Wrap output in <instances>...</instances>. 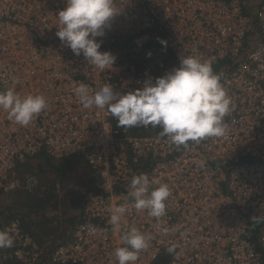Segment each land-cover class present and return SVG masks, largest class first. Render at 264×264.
<instances>
[{
	"label": "built area",
	"instance_id": "1",
	"mask_svg": "<svg viewBox=\"0 0 264 264\" xmlns=\"http://www.w3.org/2000/svg\"><path fill=\"white\" fill-rule=\"evenodd\" d=\"M65 7L66 0H0V92L48 100L28 126L0 109V196L20 185L36 192L35 174L21 184L14 173L39 156L82 155L94 179L81 190L68 236L47 253L19 216L8 219L2 229L14 244L0 249V264H117L114 250L133 227L152 236L136 264H264V0H115L121 12L98 39L116 60L103 71L57 37ZM158 33L174 67L188 55L211 59L212 67L233 61L221 80L232 100L225 136L176 146L167 136L114 125L107 107L85 108L75 96L80 83L93 92L106 84L128 92L153 81L143 52ZM141 173L171 190L159 221L128 196ZM121 205L128 211L113 226L112 209ZM172 244L176 252L160 263Z\"/></svg>",
	"mask_w": 264,
	"mask_h": 264
},
{
	"label": "clouds",
	"instance_id": "2",
	"mask_svg": "<svg viewBox=\"0 0 264 264\" xmlns=\"http://www.w3.org/2000/svg\"><path fill=\"white\" fill-rule=\"evenodd\" d=\"M120 12L115 0H66V7L57 13L60 26L56 35L75 55H83L88 65L100 71L112 68L116 57L100 51L102 40L98 38L105 36L111 20ZM212 63L211 59L196 55L181 56L171 71L126 94L115 92L110 84L93 92L84 83L75 87L74 94L85 108L107 107L121 127L159 126L160 135L167 136L176 146L187 147L189 141L222 137L228 131L224 118L232 111V100L221 83L223 73L215 72ZM47 108L48 100L43 94L22 95L11 88L0 92V109L20 126L30 125ZM197 163L203 168L206 161ZM130 189L128 196L134 200L135 209L147 210L157 221L166 215V201L171 194L168 184L141 173L132 178ZM127 211L123 205L113 208L110 223L118 226ZM90 230L95 231L91 226ZM121 239L123 246L114 250L117 264H136L152 236L133 227ZM13 244L10 231L0 229V249ZM176 247L172 244L166 251L173 254Z\"/></svg>",
	"mask_w": 264,
	"mask_h": 264
},
{
	"label": "rangeland",
	"instance_id": "3",
	"mask_svg": "<svg viewBox=\"0 0 264 264\" xmlns=\"http://www.w3.org/2000/svg\"><path fill=\"white\" fill-rule=\"evenodd\" d=\"M255 3H257V1ZM158 35L162 36L165 40L164 34L158 33ZM145 48L146 49L143 52L145 58L143 60L146 66L145 70L153 78V82L157 77L165 75L174 68L173 65L176 59L167 49L153 47V44L149 42L146 44ZM216 68L217 67H213L217 73H224L228 69L227 66H221L219 71ZM116 92L119 94H125L122 91ZM110 120L112 124H117L113 116L110 118ZM145 127H150V124L145 125ZM150 130L152 133H155L154 129ZM147 133L150 132L147 131ZM43 157L44 158L40 156L35 157L17 165L14 176L22 184V181L27 175L35 174L38 177L39 182L37 189L40 188V184L42 187L49 185L48 188L50 191L47 190L45 195L40 194L31 197V200L29 201L31 203L34 202V204H39L45 200L46 202L43 203L44 206H42V209L29 213L25 212L24 216L27 231L30 232V234L40 246L44 247V252L47 253L51 247L68 236L71 226L77 220L79 215L81 190L88 181L94 179V173L86 161L80 158V161L77 159V161H75L73 164H69V167H72L70 173L68 174L70 180H68V178L62 179L56 167L61 165L65 160H63V158H55L51 156ZM44 182L46 184H44ZM42 183L44 185H42ZM20 186L12 194H1L0 204L2 201H5L4 205L7 203L17 204L20 202V200H10L14 194L19 192H22L23 196L27 200V198L31 195H27L29 193L23 191ZM40 192L41 190L39 189L38 193ZM48 195L51 196V198L46 200V196ZM41 196L43 197L41 198ZM24 207L19 208V210L16 209L17 212L14 214V216L21 217V212Z\"/></svg>",
	"mask_w": 264,
	"mask_h": 264
},
{
	"label": "trees",
	"instance_id": "4",
	"mask_svg": "<svg viewBox=\"0 0 264 264\" xmlns=\"http://www.w3.org/2000/svg\"><path fill=\"white\" fill-rule=\"evenodd\" d=\"M256 1H258V0H249V3L251 5L252 2L255 3ZM161 40H164V38L162 36H160V35H157V36L153 37V40H151L150 43L153 44V45H156L157 47H159L161 49H167L166 48V45H163V44L160 43ZM171 55H172V53H171ZM221 66H227V68H230L231 66H233V61H224V62H221V63L217 64L215 67H217L216 69L219 71L220 70L219 68ZM213 70L215 71V69H213ZM123 92L125 94L127 93L126 91H123ZM114 120L117 122L116 125L119 126L118 120L116 118H114ZM119 127H121V126H119ZM127 128L130 130V132H132L134 134H137V133H143L144 134V133H147V131L150 132V133H152V131L150 129H154L155 130V134H158V135H160V133L162 132V128L161 127H159V126L153 127L151 124H150V127H145V125H138V126L127 127ZM42 158H44V157H42ZM80 158H82V160L85 161V159H84V157L82 155H75V156H72V157H65V158H63V160H65V161L61 165H59L58 167H56V169L59 172V175H61L62 179L63 178H68V180H70L68 174L70 173V170L72 169V167H69V164H73L75 161H77V159L80 161ZM32 169H34V168H32ZM45 182H44V184L47 183V182L46 183ZM44 184L42 183V185H44ZM40 185H39L40 188L37 189L36 193H34V194H27V195H31V196H29L27 198V200L23 196L22 192H19V193L14 194L12 196L11 200L8 199L10 201H12L13 199L20 200V202H18L17 204L16 203H12V204L7 203L6 205H4L5 204V201H2V203L0 204V217H1V219H0V229H2V226L4 225L5 222L8 221V219L12 218L14 216V214H16V212H17V210H19V208H23L24 206L25 207H24V209L21 212L22 215H21L20 218L22 219L23 225L27 229V226L25 224V219H24L25 212L26 213H29V212H33L35 210H40V209H42V206H44L43 203L46 202L45 200H43L39 204H34V202H32V203L29 202L31 200L30 198L31 197H34L36 195H40V194H44L45 195V193H46L47 190L50 191V189L48 188L49 187L48 184H47L48 186H45V187H42ZM39 189L41 190L40 193H38L39 192ZM42 197L43 196H41V198ZM49 198H51V196H49V195L46 196V200H48ZM169 256H170V254L167 251H164L161 254V256H160V258H159L158 261L160 263H163V262H165L169 258Z\"/></svg>",
	"mask_w": 264,
	"mask_h": 264
}]
</instances>
